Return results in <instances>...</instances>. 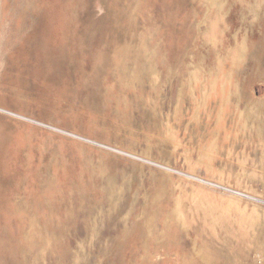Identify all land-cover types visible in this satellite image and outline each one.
I'll use <instances>...</instances> for the list:
<instances>
[{
	"label": "rangeland",
	"instance_id": "1",
	"mask_svg": "<svg viewBox=\"0 0 264 264\" xmlns=\"http://www.w3.org/2000/svg\"><path fill=\"white\" fill-rule=\"evenodd\" d=\"M0 264H264V0H0Z\"/></svg>",
	"mask_w": 264,
	"mask_h": 264
}]
</instances>
